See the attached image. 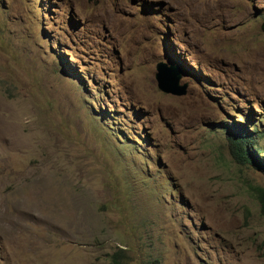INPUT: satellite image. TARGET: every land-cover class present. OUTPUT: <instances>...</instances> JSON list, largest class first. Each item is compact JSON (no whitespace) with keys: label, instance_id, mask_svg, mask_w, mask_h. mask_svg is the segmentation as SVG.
Returning <instances> with one entry per match:
<instances>
[{"label":"rangeland","instance_id":"rangeland-1","mask_svg":"<svg viewBox=\"0 0 264 264\" xmlns=\"http://www.w3.org/2000/svg\"><path fill=\"white\" fill-rule=\"evenodd\" d=\"M234 128L264 161V0H0V264H264Z\"/></svg>","mask_w":264,"mask_h":264},{"label":"trees","instance_id":"trees-1","mask_svg":"<svg viewBox=\"0 0 264 264\" xmlns=\"http://www.w3.org/2000/svg\"><path fill=\"white\" fill-rule=\"evenodd\" d=\"M237 124L241 123L238 122ZM231 132V135L228 137V144L234 160L243 165H254L255 167L264 171V161L259 159L257 156L259 148L253 147L255 137L251 134V132L248 130L244 132L243 130L237 128H234V130H231ZM258 197L262 210L264 211V188H260L258 190ZM122 252L123 249L119 248L113 253L111 257L113 264H121L122 258H120V255ZM145 264H160V262L157 258H148L145 261Z\"/></svg>","mask_w":264,"mask_h":264},{"label":"water","instance_id":"water-1","mask_svg":"<svg viewBox=\"0 0 264 264\" xmlns=\"http://www.w3.org/2000/svg\"><path fill=\"white\" fill-rule=\"evenodd\" d=\"M155 68L157 71L155 73V78L157 80V86L160 90L174 95L185 94L186 86L178 85L180 74L177 72L176 68L172 64L168 66L166 62L159 61L155 65Z\"/></svg>","mask_w":264,"mask_h":264}]
</instances>
